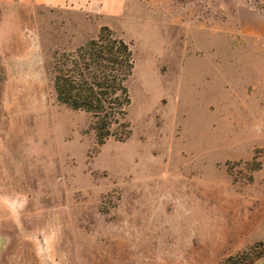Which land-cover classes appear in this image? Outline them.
Returning <instances> with one entry per match:
<instances>
[{"label":"rangeland","instance_id":"rangeland-1","mask_svg":"<svg viewBox=\"0 0 264 264\" xmlns=\"http://www.w3.org/2000/svg\"><path fill=\"white\" fill-rule=\"evenodd\" d=\"M103 25L135 67L131 133L99 143L52 66ZM249 245L264 247V0H0V264H218Z\"/></svg>","mask_w":264,"mask_h":264},{"label":"trees","instance_id":"trees-1","mask_svg":"<svg viewBox=\"0 0 264 264\" xmlns=\"http://www.w3.org/2000/svg\"><path fill=\"white\" fill-rule=\"evenodd\" d=\"M134 67L132 42L109 25H103L96 36L76 48L56 52L52 71L57 98L91 113L99 143L111 135L126 139L131 133L127 115L132 101L129 80ZM117 126L122 130L118 131ZM260 166L258 161L254 167ZM263 254V246L259 249L249 245L229 253L218 264H253Z\"/></svg>","mask_w":264,"mask_h":264},{"label":"crops","instance_id":"crops-1","mask_svg":"<svg viewBox=\"0 0 264 264\" xmlns=\"http://www.w3.org/2000/svg\"><path fill=\"white\" fill-rule=\"evenodd\" d=\"M89 0H35L39 5H60V4H79L80 6L88 3Z\"/></svg>","mask_w":264,"mask_h":264}]
</instances>
